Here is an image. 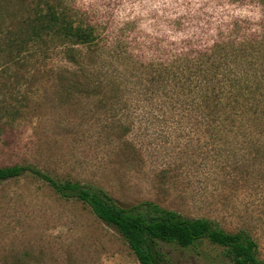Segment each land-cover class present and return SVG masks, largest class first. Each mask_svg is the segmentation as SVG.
<instances>
[{"label":"rangeland","instance_id":"obj_1","mask_svg":"<svg viewBox=\"0 0 264 264\" xmlns=\"http://www.w3.org/2000/svg\"><path fill=\"white\" fill-rule=\"evenodd\" d=\"M40 1L0 0V165L212 219L264 258V0H49L95 26L93 46L60 24L19 42ZM164 247L171 264H233L207 239ZM0 264L141 263L25 172L0 181Z\"/></svg>","mask_w":264,"mask_h":264},{"label":"trees","instance_id":"obj_2","mask_svg":"<svg viewBox=\"0 0 264 264\" xmlns=\"http://www.w3.org/2000/svg\"><path fill=\"white\" fill-rule=\"evenodd\" d=\"M39 3L44 6L38 5L34 8L33 25L29 23L32 30H22L18 33L19 42H28V38L32 37L45 41L41 33L49 34L48 31L53 30V25L60 24V28L65 29L62 35L65 33L72 41L93 46L97 39L95 26L85 21H77L75 16L67 11H58L56 4L49 0ZM5 11L0 4V13ZM84 88L86 94L92 93L90 86L84 85ZM25 172L43 179L62 198L77 199L89 206L98 218L118 230L141 264H171L170 251L166 250L165 245L195 247L204 239L222 246L223 253L233 264H264V258L261 259L258 255L256 242L245 231L227 232L212 219L186 217L153 200L124 206L99 184L72 179L62 180L33 163L0 165V181L19 177Z\"/></svg>","mask_w":264,"mask_h":264}]
</instances>
